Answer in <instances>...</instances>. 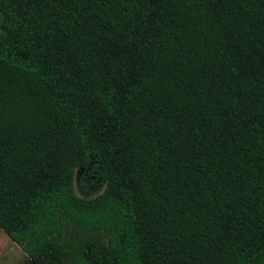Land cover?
<instances>
[{"label":"trees","instance_id":"1","mask_svg":"<svg viewBox=\"0 0 264 264\" xmlns=\"http://www.w3.org/2000/svg\"><path fill=\"white\" fill-rule=\"evenodd\" d=\"M0 229L26 264H264V0H0Z\"/></svg>","mask_w":264,"mask_h":264},{"label":"rangeland","instance_id":"2","mask_svg":"<svg viewBox=\"0 0 264 264\" xmlns=\"http://www.w3.org/2000/svg\"><path fill=\"white\" fill-rule=\"evenodd\" d=\"M83 179L85 189L79 185ZM105 181L100 173L90 169L78 168L76 172L75 186L77 194L92 197L100 193ZM85 190V191H84ZM26 255L11 239L0 229V264H26Z\"/></svg>","mask_w":264,"mask_h":264},{"label":"crops","instance_id":"3","mask_svg":"<svg viewBox=\"0 0 264 264\" xmlns=\"http://www.w3.org/2000/svg\"><path fill=\"white\" fill-rule=\"evenodd\" d=\"M12 241V240H11ZM16 244V243H15ZM17 245V244H16ZM21 249V248H20ZM25 254V253H24Z\"/></svg>","mask_w":264,"mask_h":264}]
</instances>
